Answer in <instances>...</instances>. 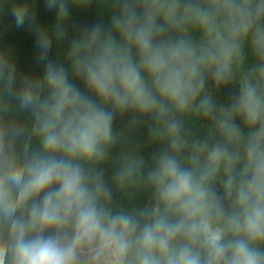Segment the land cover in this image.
<instances>
[{"label":"clouds","instance_id":"clouds-1","mask_svg":"<svg viewBox=\"0 0 264 264\" xmlns=\"http://www.w3.org/2000/svg\"><path fill=\"white\" fill-rule=\"evenodd\" d=\"M36 4L0 0L35 37L34 76L0 47V264H264V0Z\"/></svg>","mask_w":264,"mask_h":264},{"label":"trees","instance_id":"trees-1","mask_svg":"<svg viewBox=\"0 0 264 264\" xmlns=\"http://www.w3.org/2000/svg\"><path fill=\"white\" fill-rule=\"evenodd\" d=\"M37 22L43 26L49 16L46 11L43 0H37ZM109 14L107 9L100 4L93 3L87 9L72 8L70 12L69 28L71 32V26L73 24L83 25L92 24L95 22L108 23ZM35 37L32 32L29 31L27 27L16 28L13 18L8 13L7 6H5L3 11H0V47L10 48L13 55L17 61V68L23 74L35 75V69L33 67L34 55H35ZM67 46V41L63 44L51 43L47 52V55L56 59L61 55L63 48ZM77 83L82 87V83L77 81ZM229 91H234V89H222L219 98L224 100L227 98ZM127 116L123 118H117L115 125L117 128H126ZM147 136V129L141 126L131 132V138L133 141L144 144ZM158 148V145H148L142 148V153L145 158H149L150 154ZM108 172H111L112 166H107ZM117 197L122 201L126 198L117 194ZM144 202L143 196H138L136 198L137 205H142Z\"/></svg>","mask_w":264,"mask_h":264}]
</instances>
